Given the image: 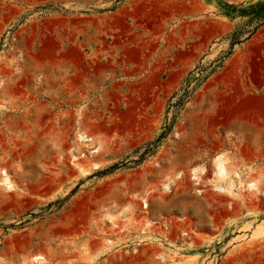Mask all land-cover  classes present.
Listing matches in <instances>:
<instances>
[{
  "label": "rangeland",
  "instance_id": "rangeland-1",
  "mask_svg": "<svg viewBox=\"0 0 264 264\" xmlns=\"http://www.w3.org/2000/svg\"><path fill=\"white\" fill-rule=\"evenodd\" d=\"M260 3L0 0V264H264Z\"/></svg>",
  "mask_w": 264,
  "mask_h": 264
},
{
  "label": "crops",
  "instance_id": "crops-1",
  "mask_svg": "<svg viewBox=\"0 0 264 264\" xmlns=\"http://www.w3.org/2000/svg\"><path fill=\"white\" fill-rule=\"evenodd\" d=\"M128 252L130 257H137L144 261L145 264H168L167 262L173 258L175 250L169 247L168 244L146 242L132 248L130 247ZM134 253H137V255H134Z\"/></svg>",
  "mask_w": 264,
  "mask_h": 264
},
{
  "label": "trees",
  "instance_id": "trees-1",
  "mask_svg": "<svg viewBox=\"0 0 264 264\" xmlns=\"http://www.w3.org/2000/svg\"><path fill=\"white\" fill-rule=\"evenodd\" d=\"M240 14L242 17H249L264 24V3L250 5L247 10H240Z\"/></svg>",
  "mask_w": 264,
  "mask_h": 264
},
{
  "label": "bare ground",
  "instance_id": "bare-ground-1",
  "mask_svg": "<svg viewBox=\"0 0 264 264\" xmlns=\"http://www.w3.org/2000/svg\"><path fill=\"white\" fill-rule=\"evenodd\" d=\"M217 169H218V174L220 175L221 174V172H222V167L220 166V163H219V161H217ZM3 184H5V185H9V182H8V178L7 179H3ZM35 260L37 261L36 263L38 264V263H41L42 261V259L41 258H35ZM41 264H43V263H41Z\"/></svg>",
  "mask_w": 264,
  "mask_h": 264
}]
</instances>
